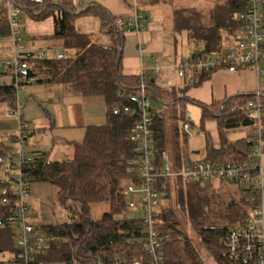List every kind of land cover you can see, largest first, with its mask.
<instances>
[{
  "label": "trees",
  "instance_id": "16d2710c",
  "mask_svg": "<svg viewBox=\"0 0 264 264\" xmlns=\"http://www.w3.org/2000/svg\"><path fill=\"white\" fill-rule=\"evenodd\" d=\"M12 1L35 21L51 18L52 36L62 41L63 48L75 50V56L70 59H38L35 64L38 70L27 66L24 75L35 77L39 71L47 73L49 81L66 84L84 96H102L106 104L105 123L87 127L83 140L73 145L71 160L47 161L44 156H35L31 167L27 168L31 183L49 182L55 187L58 201L74 214L71 220L39 226L44 234L54 239L45 242L38 259L46 264L79 261L108 263L118 259L131 264L134 258L143 254V243L139 219L129 217L126 205L128 194L124 187L130 181H137V161L134 144L129 138L134 118L123 111V106L136 101L140 77L125 76L121 72L123 32L114 29L116 16L97 3L74 0ZM5 4L6 0H1L0 34L3 36L9 34ZM245 4V0H219L211 2L205 12L176 10L175 29L186 30L190 39L202 43V50L191 59L219 52L224 46L233 44L235 32L241 24L237 14ZM82 17L97 19L99 31L111 34V41L98 42L92 39L91 33L76 30L75 21ZM29 57L28 54L24 60L28 61ZM148 88L153 90L150 80ZM253 95L240 94L212 104L216 108L222 140L218 149L212 148L208 152V159L229 162L249 158L251 140L230 143L224 138L229 129L252 126L253 120L241 113V106ZM14 100L12 85H0V102L11 105ZM155 144L154 151L159 158L163 139L157 138ZM3 146L1 142L0 155L6 149ZM242 146L249 147V152L243 151ZM1 170L6 172L2 163ZM5 185V179H0V251L13 252L14 230L11 226H3L11 211L2 203L1 189ZM205 190L206 185L179 183L176 203L187 214L200 244L180 235L171 207H160L157 217L161 219L158 230L162 235V264H244L228 256L224 240L231 229L245 220L248 213L246 198L242 195L233 197L223 212L210 213L211 196ZM169 195L167 190L163 199L169 198ZM68 200L74 207L67 205ZM93 203H106L108 206L98 219L88 217ZM203 248L206 250L204 254L201 251Z\"/></svg>",
  "mask_w": 264,
  "mask_h": 264
},
{
  "label": "built area",
  "instance_id": "2783aa9c",
  "mask_svg": "<svg viewBox=\"0 0 264 264\" xmlns=\"http://www.w3.org/2000/svg\"><path fill=\"white\" fill-rule=\"evenodd\" d=\"M217 2L219 0H209ZM245 6L237 14L241 22L235 32L234 42L224 46L219 52L194 59L183 60L178 65V74L183 75L186 67L192 71L209 74L217 69L235 71L247 67L258 69L264 60V0H245ZM6 14L13 56L6 60L9 73L12 75L14 102L8 106L7 112L16 119V131L11 139L15 145L8 147L0 155V163L6 170V185L1 189L2 203L11 209L4 219L3 226L13 228L14 250L12 256L0 264H46L39 261L38 256L45 242L54 238L47 236L32 220L33 209L29 198L31 181L27 168L33 159L24 149V143L32 132L33 124L26 121L21 114L18 91L24 84L36 80L26 76L23 70L27 63L19 60L18 53L22 49L21 23L19 7L12 0H6ZM143 15L134 13L129 17L116 16L113 26L115 31H139L142 27ZM140 53L145 45L139 42ZM56 58L63 55L54 50ZM44 55V51H41ZM136 101L132 105L123 106V111L134 118L129 138L134 144L137 165L135 168L137 181L128 182L124 189L128 194L126 205L128 215L138 218L141 224L143 254L133 259L131 264H162V235L158 226L161 219L159 213L162 196L178 192L179 183L183 185L198 183L207 185L213 180L234 182L243 186L248 213L242 224L231 229L225 237L224 246L228 256L244 264H264V95L259 87L241 106V113L253 120L251 126V148L249 158L243 161L214 162L208 158L193 159L178 165L171 162L165 151L161 152V161L155 159V138L152 131L150 114V94L148 80L141 72ZM225 103L222 104V106ZM221 106V107H222ZM183 129L188 131L189 124L183 122ZM72 264H126L121 259L115 262H75ZM217 264V263H214Z\"/></svg>",
  "mask_w": 264,
  "mask_h": 264
},
{
  "label": "crops",
  "instance_id": "0c3cea01",
  "mask_svg": "<svg viewBox=\"0 0 264 264\" xmlns=\"http://www.w3.org/2000/svg\"><path fill=\"white\" fill-rule=\"evenodd\" d=\"M79 2L100 4L114 16L129 17L134 13L143 15L142 27L139 31L128 30L122 34L121 72L125 76L133 77H139L141 72H143L147 80L153 82V90L150 91L148 88L149 94H153L150 101L152 131L156 141L157 138L163 139L161 152L165 151L171 162L182 165L193 159H205L208 158V152L212 148L218 149L220 147L222 139L215 112L216 108H213L212 104L221 103L225 99L228 100L240 94H253L257 87L264 94V67H260L262 61L259 63L258 69L254 67L235 71L217 69L206 76L201 71H192L186 67L182 76L178 74L180 62L191 59L192 56L198 54V51H193L189 46H182L180 37H177L174 0H79ZM20 14L24 15V20L20 19ZM166 18L169 20L167 22L168 25L162 23ZM19 19L21 33L25 29L27 39L34 42L37 47H40L39 55L35 56V53H33L36 50V47L33 46L34 44L32 43L29 47H23L22 39V49H26L18 54V58L26 62L29 68L34 67L35 70H38L35 65L38 59L56 58L54 50H58L62 55L63 51L61 49L68 50L63 48L64 46L60 39L52 36L53 21L51 18L44 21H35L30 18L26 10L20 9ZM80 19L83 24L90 23L89 20H86V17ZM50 22L52 25L48 24ZM188 41L190 43L197 42L189 37ZM139 42L145 45L141 53L138 48ZM198 44L202 47L201 42H198ZM42 50L44 55H41ZM69 50L75 52L74 49ZM47 51L53 53V55L47 56ZM23 53L29 54L31 59L28 61L24 60L27 55L25 56ZM11 54L13 56L9 31L7 36L0 34V59L3 64H5L6 58L9 59ZM62 58H65L64 55L56 59ZM25 72L23 70V73ZM8 74L10 80H13L9 71ZM35 77L37 78L34 81L36 84L44 85L43 99H41V96L39 100L45 104V107H43L45 115L38 116L37 124L42 127L43 131L48 129L51 138L48 142V139L40 140L41 136L28 139L29 136L24 143V149L32 159L35 156H44L47 161L71 160L74 154L73 145L83 140L89 125H98L89 120L90 116H87V109L80 110L75 107V103L80 101V97L90 96H84L66 84L49 81L50 76L47 73L39 71ZM39 87L40 89L38 88V90L42 91V86ZM6 104L8 107L9 104ZM189 104L197 105L202 109L199 129L189 121L190 114L187 112ZM183 122L189 124L188 131L183 129ZM38 126L32 127L30 135L36 132ZM251 129V127L247 126L229 129L226 131L224 139L230 143L249 142L251 140ZM190 130H194L195 135L206 136L207 144L204 151L190 150L187 143ZM12 134L7 135V140L3 139L2 144L5 145L3 147L8 148L15 145L11 139ZM28 143L32 145L29 147ZM241 149L249 152V147L242 146ZM154 155L159 163L161 157L158 158L155 152ZM213 181L220 182L226 186H234L233 184H235V186L239 187L234 182ZM213 181L206 186H209ZM48 184L51 185L45 181L32 182L30 196L36 187L39 192L50 191ZM240 192L245 195L243 190ZM232 198L230 197L229 200ZM162 200H165L163 196L160 201V207H162ZM32 209L34 213L31 220L36 225L49 224V222L36 221L34 219L36 210Z\"/></svg>",
  "mask_w": 264,
  "mask_h": 264
},
{
  "label": "rangeland",
  "instance_id": "374dc122",
  "mask_svg": "<svg viewBox=\"0 0 264 264\" xmlns=\"http://www.w3.org/2000/svg\"><path fill=\"white\" fill-rule=\"evenodd\" d=\"M75 2H79V0H74ZM148 1V0H146ZM211 5V1L209 0H174V8L176 10L180 9H197L200 11H207ZM20 19L24 20V15L20 14ZM86 20H89L90 23L83 24L81 19L75 21L76 30L82 33H91L92 39L98 42H110L111 34L105 32V30L99 31V23L98 20L94 17H86ZM167 22L169 20L164 19L162 23L164 25H168ZM52 25V23H48ZM170 27V26H169ZM26 30H22V39H23V47H29V45L34 44L31 40L27 39ZM177 37H180V42L182 41V46H189L193 51L200 52L202 47L199 46L198 42L190 43L188 41V34L186 30L177 31ZM36 50L33 52L36 55H39L40 47H37L35 44ZM26 48L21 49V51ZM21 51L18 53L20 54ZM63 55L66 59L73 58L75 56V52L73 50H63ZM53 55V53L47 51V56ZM12 57V54L10 55ZM9 57V58H10ZM8 60V58H6ZM260 67H264V60L261 62ZM8 67L2 63L0 59V84L12 83L10 80V76L8 74ZM39 86H42V91H39ZM44 85L36 84L35 82H31L29 84H24L18 91V100L21 105V114L24 116L26 121L33 124L32 127L35 128V125L38 126L37 118L39 115H45L43 107L45 104L39 100V97L43 95ZM43 99V96L41 97ZM75 107L83 110L84 108L88 110L87 116L89 120H92L94 124H103L106 121L105 117V104L104 99L101 96H90V97H80V101L75 103ZM156 107V106H155ZM158 107V106H157ZM160 107V106H159ZM7 104L0 102V144L4 140H7V135L10 133H14L16 131V120L15 118L7 112ZM166 110V109H165ZM187 112L190 114L189 121L196 128H200L201 118H202V109L194 104H189L187 106ZM36 132L33 135H30L28 139H32L33 137H40V140L48 139L50 141L49 130L46 129L43 131L42 127L38 126L36 128ZM187 143L190 150H201L204 151L207 139L205 135H195L194 130H190L188 132ZM32 144L28 143L30 147ZM263 170H264V158L262 160ZM0 179H6V174L3 170L0 171ZM193 184V183H192ZM198 184V183H197ZM226 186L217 181H213L209 186H206L205 192H207L211 196L210 203V213L215 212H223L230 197H240L241 195L246 197L244 194H241L240 191L243 190V186ZM50 191L39 192L36 187L35 191L32 192L30 196V205L31 208L36 210V214L34 215V219L36 221L41 222H49L54 223L58 221L71 220L74 217V214L70 209L65 208L57 199L55 187L48 184ZM53 189V190H52ZM230 196V197H229ZM178 192L176 190L169 195V198L162 200V208L171 207L175 212L174 219L178 222V230L180 233H183L188 239L192 240L195 244L199 243V236L195 233L188 221V216L185 211H181L178 207ZM67 205L74 204L68 200ZM108 210V206L106 203H93L91 204L88 212V217L92 219H98L105 211ZM204 254L206 250L201 249ZM12 256V251H0V261H6ZM212 262V261H211Z\"/></svg>",
  "mask_w": 264,
  "mask_h": 264
},
{
  "label": "water",
  "instance_id": "95a60500",
  "mask_svg": "<svg viewBox=\"0 0 264 264\" xmlns=\"http://www.w3.org/2000/svg\"><path fill=\"white\" fill-rule=\"evenodd\" d=\"M25 56L27 55L26 53H23ZM118 60H119V58L117 59V64H118ZM180 235L183 237L184 236V234L183 233H180Z\"/></svg>",
  "mask_w": 264,
  "mask_h": 264
}]
</instances>
